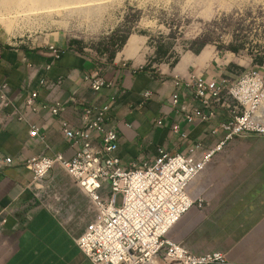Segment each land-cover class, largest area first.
<instances>
[{
    "label": "crops",
    "instance_id": "crops-1",
    "mask_svg": "<svg viewBox=\"0 0 264 264\" xmlns=\"http://www.w3.org/2000/svg\"><path fill=\"white\" fill-rule=\"evenodd\" d=\"M50 44L62 49L60 58L51 55ZM142 45L143 39L133 35L122 50L104 62L76 49L68 40H50L45 45L11 41L0 29V85L13 101L0 107V215L8 218L0 232V264H94L75 243L94 214L86 193L75 180L63 179L65 174L57 168L51 170L50 179L42 181L43 188L54 183L74 190L75 202L68 209V218L74 219L76 212L79 217L73 226L59 216L54 202H39V183L23 162L58 152L66 158L74 155L61 118L79 127L85 105L112 102L109 123L119 131V155L125 166L154 157L159 146L172 153L188 142L204 141L206 147H212L225 136L223 132L211 133L223 116L212 124L181 123L188 141L170 134L169 126L178 117L170 101L175 81L182 82L178 92L184 111L194 105L193 75L220 79L238 77L253 67L264 71L263 55L207 45L198 53L185 51L174 61H154ZM91 73H100L111 86L93 90L85 80ZM59 78L62 83L55 86ZM35 90L38 102L64 103L61 116L46 111L27 113L25 98ZM146 91L151 92L148 98L144 97ZM260 108L257 115L264 120ZM18 112L25 117L19 119ZM158 118H163V126L155 125ZM31 124L42 129L44 140L30 136ZM4 157L13 158V164H5ZM190 193L194 204L169 230V238L195 254L225 253V263L211 264H264V135L229 139L192 180Z\"/></svg>",
    "mask_w": 264,
    "mask_h": 264
},
{
    "label": "built area",
    "instance_id": "built-area-1",
    "mask_svg": "<svg viewBox=\"0 0 264 264\" xmlns=\"http://www.w3.org/2000/svg\"><path fill=\"white\" fill-rule=\"evenodd\" d=\"M48 48L54 58H60L62 49L54 44ZM85 80L95 91L111 86L100 73L87 74ZM61 83L59 78L55 86ZM175 86L170 101L178 117L169 126L170 134L188 141V132L181 123L212 124L223 116L211 131L215 136L225 133L217 144L206 147L204 141L188 142L174 153L159 146L154 157L125 166L119 155V131L109 123L112 102H108L85 105L79 127L61 118L65 138L75 148L72 157L66 158L58 152L23 161L39 183L37 190L43 188L42 181L50 171L60 165L86 193L94 214L75 243L94 264H211L227 260L225 253L219 251L195 254L167 234L194 204L190 193L192 180L224 144L236 136L264 135V123H259V117H252V109L260 108V101L264 100V71L253 67L238 77L220 79L193 75L194 105L184 111L180 108L178 92L182 82L177 79ZM150 96V91L144 93V97ZM38 98L37 90L26 96L27 113L46 111L61 116L64 103L38 102ZM12 103L0 85V107ZM17 114L19 119L25 117ZM260 115H264V108H260ZM155 125L163 126V118H158ZM30 128L32 138L44 140L38 125L31 124ZM3 162L11 165L14 160L4 157ZM7 221V217L0 215V232Z\"/></svg>",
    "mask_w": 264,
    "mask_h": 264
},
{
    "label": "rangeland",
    "instance_id": "rangeland-1",
    "mask_svg": "<svg viewBox=\"0 0 264 264\" xmlns=\"http://www.w3.org/2000/svg\"><path fill=\"white\" fill-rule=\"evenodd\" d=\"M0 29L11 41L68 40L104 62L124 36L119 50L133 35L143 39V51L154 61H174L201 45L264 56V0H0ZM54 168L73 179L60 165ZM70 190L51 183L38 190V199L54 202L74 226L79 216L68 218L75 202Z\"/></svg>",
    "mask_w": 264,
    "mask_h": 264
},
{
    "label": "trees",
    "instance_id": "trees-1",
    "mask_svg": "<svg viewBox=\"0 0 264 264\" xmlns=\"http://www.w3.org/2000/svg\"><path fill=\"white\" fill-rule=\"evenodd\" d=\"M126 39H127V36H124L120 41V43H119V45H118V47L115 49V51H113L112 52V54H111V59L114 57V55H115V53L117 52V50H119L123 45H124V43H125V41H126ZM201 47H202V45L199 47V48H197V49H195L194 51L195 52H199L200 50H201ZM235 51H237V49H234ZM174 63V62H173Z\"/></svg>",
    "mask_w": 264,
    "mask_h": 264
},
{
    "label": "bare ground",
    "instance_id": "bare-ground-1",
    "mask_svg": "<svg viewBox=\"0 0 264 264\" xmlns=\"http://www.w3.org/2000/svg\"><path fill=\"white\" fill-rule=\"evenodd\" d=\"M264 103V100L260 101V106ZM259 108H253L252 109V117H258L257 113H258ZM259 123H264V120L259 118Z\"/></svg>",
    "mask_w": 264,
    "mask_h": 264
}]
</instances>
